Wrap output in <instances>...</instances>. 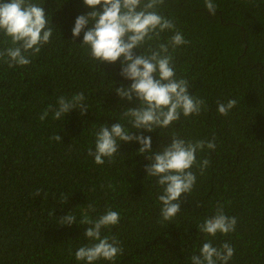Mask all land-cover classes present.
Here are the masks:
<instances>
[{"label": "trees", "instance_id": "16d2710c", "mask_svg": "<svg viewBox=\"0 0 264 264\" xmlns=\"http://www.w3.org/2000/svg\"><path fill=\"white\" fill-rule=\"evenodd\" d=\"M38 2L53 27L50 43L29 65L9 67L0 60V264H84L75 252L89 243L83 234L89 225L79 222L109 208L120 220L102 235L115 236L123 248L114 264H191L206 239L215 247L231 244L228 264H264V0H213L215 15L205 0H165L159 8L189 41L170 49L176 75L205 105L198 116H182L168 128L133 132L151 136L153 151L174 133L193 142L215 138L216 144L197 152V162L207 159L209 165L202 174L191 169L196 183L182 195L172 221H162V189L156 177H146L150 161L139 154L138 142H121L103 165L88 155L96 131L119 120L130 129L122 107L139 104L121 100L114 90L131 84L120 75V61L99 64L79 45L83 33L72 37L76 17L92 9L83 0ZM173 34L166 31L150 43H166ZM9 46L0 32V50ZM79 92L89 107L85 116L74 109L60 120L51 112L40 120L58 97ZM229 99L236 105L219 114L217 101ZM57 134L59 142L51 139ZM218 204L236 217V229L206 238L196 225L213 216ZM70 212L77 223L61 226L59 219Z\"/></svg>", "mask_w": 264, "mask_h": 264}, {"label": "clouds", "instance_id": "9594fccd", "mask_svg": "<svg viewBox=\"0 0 264 264\" xmlns=\"http://www.w3.org/2000/svg\"><path fill=\"white\" fill-rule=\"evenodd\" d=\"M164 2L83 0L84 5L92 10L78 15L71 31L74 40L83 33V41L79 45L86 46L90 57L99 64L120 61V75L130 80L131 84L127 87L121 84L114 90L121 100L129 103L139 100L137 107H122L121 119L126 120L131 128L120 120L111 126L107 123L102 125L95 133V150L89 148L88 155L94 157L97 165H103L105 158L111 159L119 151L121 142H138L141 145L139 154L150 161L145 166L146 177H156L162 189L158 195L162 221H172L181 212L182 195L190 193L196 183L197 176L191 169L197 166L202 174L209 165L207 159L197 162V152L205 148L215 150L216 144L215 138L212 141L193 142L174 133L170 143L160 145L158 150L153 151L151 136L133 132L135 129L151 133L157 128H168L180 121L182 116H198L205 105L203 99L190 94L189 81L176 75L170 49L175 51L189 41L176 30L174 21L159 11ZM205 7L212 15L216 14L217 5L213 0H205ZM48 17L44 3L38 0H0V32L10 39V46L0 50V60H4L9 67L29 65L30 57L39 54L53 36ZM166 31L174 34L166 43L153 47L150 42L159 40ZM136 49L141 54L136 55ZM85 99L83 92L71 97L60 96L56 105H49L39 118L44 121L51 112L53 119L60 120L74 109L83 117L89 110ZM236 103L235 99H229L227 103L217 101L218 113L227 115ZM51 139L59 142L62 137L57 134ZM87 208L91 212L96 211L93 204H88ZM119 220V213L111 208L95 220L86 216L81 219L79 224L89 225L83 233L89 243L76 250V260L95 264L103 259L114 264L117 256L123 253V248L115 236L102 235V232L117 225ZM76 223L77 219L71 212L59 219L61 226ZM236 224V217L226 215L223 205L218 204L215 214L196 226L199 233L207 238L217 233L227 235L234 232ZM233 255L234 248L230 243L215 247L206 239L199 249V255H192L191 264H228Z\"/></svg>", "mask_w": 264, "mask_h": 264}]
</instances>
